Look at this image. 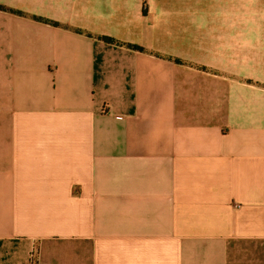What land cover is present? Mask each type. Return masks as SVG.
Wrapping results in <instances>:
<instances>
[{"label":"crops","instance_id":"obj_1","mask_svg":"<svg viewBox=\"0 0 264 264\" xmlns=\"http://www.w3.org/2000/svg\"><path fill=\"white\" fill-rule=\"evenodd\" d=\"M0 6V264H264V0Z\"/></svg>","mask_w":264,"mask_h":264},{"label":"trees","instance_id":"obj_2","mask_svg":"<svg viewBox=\"0 0 264 264\" xmlns=\"http://www.w3.org/2000/svg\"><path fill=\"white\" fill-rule=\"evenodd\" d=\"M3 6H0V8H2ZM41 19V18H39ZM53 24H57L56 22H52ZM103 39L107 40V41H116L115 39H113L112 37H109V36H102ZM128 46L134 48V49H137V50H140V51H144V48L140 45H137V44H130V43H127Z\"/></svg>","mask_w":264,"mask_h":264},{"label":"built area","instance_id":"obj_3","mask_svg":"<svg viewBox=\"0 0 264 264\" xmlns=\"http://www.w3.org/2000/svg\"><path fill=\"white\" fill-rule=\"evenodd\" d=\"M34 251L32 252V254H31V258L33 259V257H34ZM32 264H34V262L32 263Z\"/></svg>","mask_w":264,"mask_h":264}]
</instances>
